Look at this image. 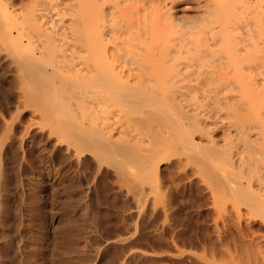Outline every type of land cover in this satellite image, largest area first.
I'll return each instance as SVG.
<instances>
[{
  "label": "bare ground",
  "instance_id": "6f19581e",
  "mask_svg": "<svg viewBox=\"0 0 264 264\" xmlns=\"http://www.w3.org/2000/svg\"><path fill=\"white\" fill-rule=\"evenodd\" d=\"M100 1L102 0H0V95L4 97L5 100H3L7 104L3 101V105L0 106V120L3 122V124L0 123V126L2 124V128L0 127V263H29V257L26 258V255L20 254L24 260L22 257L20 260L17 255L15 256L19 259L11 256L20 250L26 253L29 245L35 246L39 243L38 240H35L37 243L29 244L32 242L31 239L35 237L41 239V244H37L38 248L40 247L39 251L43 245L47 244L45 248L52 254L50 257L53 259V264H72L75 258L72 259V254L76 253L79 247L85 245V242L88 244L87 241L90 240L88 238L90 235L87 234L88 237L86 238L88 239L86 241L84 231V226L87 228L89 224L88 227L91 228L93 222L90 218L93 217V212L90 209L92 212V216H90L89 205L93 204L94 200L98 199L96 197H100L103 193L100 191V194L98 188L101 190L107 188V186L104 187L107 185L105 184L106 174H112L115 176V180L119 181L113 183L115 186L120 183V187L124 188L122 190L126 192L125 194L123 191L126 195L125 198L130 196L133 202L136 201L128 203H130L129 205L136 204L137 210L134 209V205L130 207L133 206L137 219L142 216L144 208L147 207L143 216L146 217L144 213L148 214L146 217L148 221L145 219L151 226L154 220L152 213L154 212L153 203H155L157 156L169 149L172 144L176 145L175 151L178 148L181 152L183 149L191 148L192 153L196 151L195 155L200 154L207 159L208 161L204 159L205 162L199 159L195 160L206 163L210 168L208 171L210 174H208L206 164L202 165L198 162V167L202 165L206 168L204 170L202 167V172L204 175L207 174L205 176L209 181L213 199L227 197L233 203L232 205L236 206L235 208L239 206L238 204H243L248 213H252V211L253 213L261 212L260 217L263 221L258 226L261 228L256 225L258 229L255 227L257 230L253 235L258 236V230L259 233H264V170L260 171L259 165H255L258 156L264 155V126L262 125L254 135L251 134V129L256 128L255 126L242 124L246 114L254 113V110H257V104L264 103V88L263 90L258 88L260 92H251V84H247L251 80L247 82L244 80L246 77L248 80L250 79L248 78V71L246 70L247 72L242 75L241 80L240 75L236 77L238 72L234 71L236 82H238V85L235 86H239V89L242 90L243 95L241 94L242 97L240 95L239 97L243 99L244 96L247 99L248 113L242 116L240 112H235L234 115H237L236 120L239 123L234 120L235 123H232V128L227 127L226 124V128H223V131H226L225 134L240 140V144L237 145V149H234L233 153L230 147L233 148L234 146L229 144L230 141L232 142L231 138L228 140L229 143H225V145L228 144L225 147L215 146L217 142L211 133L213 128L210 131L211 126L203 124V121L206 122L207 120L201 116V114H208V112L210 114L211 110L214 109L213 107L219 106L223 99L224 102L222 103L226 102L222 89L227 88V86L222 89L221 86L223 81L224 83L227 81H225L224 76L229 74L228 68L235 70L237 64L239 65L242 60L244 63V59L250 57L244 48L241 49L242 51L243 49L246 50L244 58L243 55L241 56L243 59L237 58V56L226 57L228 56L226 53L232 49L231 26H221V24L231 16L237 0H213L214 5L212 4L210 8L206 9L207 16L201 17V24L178 26L179 28L176 25L177 21L174 22L178 17L176 18L170 11L173 5L169 6V2L172 0L169 2L162 0L167 2L162 5V8L164 6L163 10L159 6V10H155L154 5L152 8L151 5H146L147 2L142 1L143 3H141L146 7L141 6L144 10L141 15H144L146 10L148 13L150 12L151 16L149 19L147 13L148 15H145L148 17H146L147 20L141 16L145 22L147 21L146 23L143 22V24L145 23L144 26L140 25L139 19L134 22L129 17L128 12L125 11L128 6L140 0H104L99 3ZM111 1H114V5ZM104 2L105 10L104 5H102ZM260 2L264 4L263 0ZM260 2L259 5H261ZM121 3L124 7L121 10L118 9V12L125 17L120 18L121 20L117 19L120 20L117 21L113 11L118 13L116 8ZM242 7L239 8L242 9ZM203 12L205 13V11ZM210 15L218 19L219 31L218 28L212 30L211 18H208L211 17ZM205 16L206 19H204ZM213 18L212 20L215 21L216 18ZM219 18L222 21H219ZM210 29L216 31L214 33L217 34L215 36L218 38L211 36L214 34L210 33L213 41L208 44L204 41L203 33H207ZM191 35H196L194 41L191 40ZM197 46L206 48L205 51L204 49L201 50L203 54L198 51L200 56H197L196 51V55L192 54V58L189 59L188 56L187 59L190 51L198 49L195 48ZM222 49H224V53H222ZM233 50H235V46ZM218 51L226 55L224 56L227 59L224 60V63L222 62L223 65H221V61L225 57L222 58V54L220 55ZM214 55H216L215 57L220 56V59L217 58V63L214 61L216 64L212 62ZM210 65L212 69L205 68V66L210 67ZM215 67L219 70L216 71ZM221 69L224 71L220 72ZM233 74H229V76L234 77ZM249 77L251 76L249 75ZM225 85L227 84L225 83ZM229 85L231 84L228 83V88ZM200 91H204L206 95L214 94V97L211 96L212 99L209 98L210 95L207 96L209 102L214 100L212 103L210 102L214 106L211 107L205 100L206 102L203 104L198 101V105L188 107L187 96L191 95V97L199 100L194 96V93ZM213 91H219L223 97L219 92L214 93ZM217 93L221 96L219 97L221 102L218 101V104L217 100L219 99L216 97L219 95ZM205 94L203 95L205 96ZM205 103L209 106L205 107ZM4 104L9 112L2 109ZM243 104L245 105V103ZM221 105L222 107L219 106V109L225 107L224 104ZM227 106L231 107V105ZM232 107L234 106L232 105ZM198 110L201 111L199 114ZM255 113L251 114L252 117L250 115V117L248 115L246 117L252 119L255 117ZM239 118L242 119V122ZM261 120L264 122V116ZM211 122L213 125L214 120ZM152 131L161 134L166 133L165 137L174 135L175 139L166 143L162 141V143L155 144L150 136ZM194 132L204 135L209 145L201 144V141L194 139ZM234 156L235 158H233ZM233 159L236 163L233 162ZM244 163L246 169H235ZM202 168L200 169L202 170ZM118 189L119 187H117V192L121 191ZM97 191L100 194L98 196H96ZM105 191L107 192V190ZM118 194L116 195L118 196ZM105 195L101 198L106 197ZM127 199L126 201H129ZM98 201L97 203L102 205L105 200L103 202ZM121 201V205L125 203V199ZM125 204L122 205V208L124 206L125 209H128ZM151 204H153L152 208ZM144 205L145 207H143ZM120 207L118 208L120 209ZM97 208L98 206L93 208L96 214L102 206L96 211ZM118 208L116 210L119 212ZM41 209L43 212H40ZM131 213L129 214H134ZM143 216L141 219L144 218ZM36 218L39 223L35 220L37 224L33 222V225H36L37 231L32 229L34 226H31V221ZM103 218L106 219V217ZM93 219L96 220L95 225L97 226V220L101 219ZM144 221L142 222L145 223ZM122 222L124 223V221ZM131 222L135 224L134 221L129 223ZM127 223L124 226L123 224L120 225L124 229L130 228L129 225L131 224L128 223L129 225H127ZM134 224L133 226H135ZM105 225L102 223L101 226L100 224L101 228ZM89 228L85 230L89 232L91 230ZM96 228L99 229L100 227ZM131 228L135 229V227ZM104 230L99 229L100 232ZM134 232L132 233L134 234ZM249 233H252V230ZM99 234L101 235V233ZM107 235L106 237L110 236V234ZM115 235L117 237V234ZM129 235L122 237L120 234L121 237L119 235L117 238L113 237L114 240H112L113 238L107 239L104 237L105 234L103 237L106 238L105 241L108 240L109 245L111 241L114 242L115 240H117V244L119 241L118 247L120 243H123L121 247L125 246L128 250L130 249L131 255L139 248L137 243L140 235L137 239H133L137 236L136 234V236L131 234L132 239ZM93 236H97V233L96 235L93 233L91 238ZM261 236L263 238L264 234ZM139 238L141 239V236ZM93 239L97 241L99 236L91 240ZM104 244L102 240L96 242L95 246L91 247L93 249L91 252L95 255L101 249L99 253L104 254L102 247L106 249L108 243L106 246ZM136 244L138 247L136 250H132L135 252H131V247ZM261 244L247 248V253L244 249L245 256H243L247 258V262L245 261L247 264L251 263V259L248 260L247 255L249 252H252L251 255L254 252L249 251V249L257 248L259 250L258 247ZM5 245H7V249L8 246L14 249L11 250L12 255H4ZM37 245L33 246L34 248L32 247L31 250L29 249L31 253H34L32 249H35ZM247 245L249 246V244ZM263 248H260L261 251L256 249V253L254 252L257 259L259 258L255 255L257 252H261L258 253V256L262 259ZM148 252L147 250V254ZM228 253L229 258L230 255L233 257L234 254ZM29 255L31 257V254ZM254 256H252L253 260ZM236 257L239 256L236 254ZM249 258H251L250 255ZM241 259L239 258V262ZM231 260L233 259L230 258ZM235 260L238 261V258ZM30 261L32 263V260ZM255 261L257 260L255 259ZM245 262L243 263L245 264Z\"/></svg>",
  "mask_w": 264,
  "mask_h": 264
},
{
  "label": "rangeland",
  "instance_id": "374dc122",
  "mask_svg": "<svg viewBox=\"0 0 264 264\" xmlns=\"http://www.w3.org/2000/svg\"><path fill=\"white\" fill-rule=\"evenodd\" d=\"M23 1H25V0H23ZM102 1H104V0H102ZM102 1H100L99 3H102ZM142 1H144V3L147 2L146 5H151L152 8L155 7V10H157L158 6L161 9L162 5H164L165 3H167V2H169L171 0H167V2H165L166 1L165 0L164 1L165 3L162 0H151V2H150V0H140L139 2H136L135 4H131L130 6H128V8H126L127 10H125V11L128 12V14L130 15L129 17H131L134 22H135V20L137 21V19H139L140 22H141L140 25L144 26V24L147 21L145 22L143 19L146 18L147 16H145V15H148L150 12L148 13L145 10L146 13L144 15H141L144 12V10L142 9L141 6H143V8L146 7V5L144 7V5L142 4L143 3ZM171 2H169L170 4L169 3L168 4H169V6L171 4L173 5V8L170 10V11L173 12L172 15H174L176 18L178 17L177 18L178 20L177 19L174 20V22L177 21V24H176L177 27L178 26L179 27H181V26H191V25L193 26L196 23H197L196 25L201 24L200 23L201 17L204 16V15L207 16V14H206L207 10L206 9L210 8L212 6V4L214 3L213 0H211V1L210 0H174V1L172 0ZM259 2H260V0L259 1L258 0H242V1L241 0H237V2H236L237 4L236 3L234 4L236 6L233 7V9H232L231 16H229L227 18V20H225V22L223 21L225 23V25L222 22L221 26L222 25L223 26H231V34H230L231 36L230 37H231V42H232V46H233V47L231 46L232 49H230V50L228 49L230 55H229L228 52H227L228 53L227 54L226 51H225V53L228 56H226L225 54L224 55L227 58L229 56L230 57L231 56H237V58H240L243 55L242 57L244 58V56L246 54L245 51L247 50L248 51L247 53L250 54L249 55L250 57L247 58L248 61H246L247 59L246 60L244 59V63H242L243 62V60H242L240 62L241 64L240 63H239V65L237 64V67H236L235 70H233V69L231 70L230 67L228 68L229 69V74L232 75V73H234L233 74L234 77L231 76V75L229 76V74L226 75L227 77L224 76L225 81L227 80L225 82L227 85H225V83L223 81L224 85L222 83L221 89L226 87V86H227V88L222 89V91L224 90V92L222 94H224L223 96L226 97V99H225L226 102L231 103V104H228L226 102L222 103V102H224L223 98H221V99H223L222 102L220 101L219 97L222 96V94L220 93L221 89H220V92L219 91H213L214 93L219 92V94H221V96H220L217 93L219 95L218 97H216V99H219V100H217V104H218V101H220L221 103L219 104V106L222 107L221 104H224L225 107L219 109L220 107L216 104L217 107H218V108L216 107L217 109L215 107H213L214 109H212V110L209 108L212 111V112H210V114H209L207 108H206V110H207L208 114L207 113L201 114L202 118L205 117V120H207L206 121L207 123L203 121V124L205 123L206 125L208 124V126L210 125L211 126V127L209 126L211 128L210 131L213 128L211 133L213 135V138L217 142L215 144V146L219 147V148L225 147L226 145H228V144L225 145V143L228 142V140H230V138H231L232 142L230 141V143L229 142L228 143L229 144H233L231 146H234L233 148L230 147L231 150H232V153L237 149L236 147H237V145L240 144L239 143L240 140L235 138V137L233 138L231 135L228 136V134H225L226 131H223V130L226 128L225 127L226 125H227V127L232 128L233 127L232 123L233 124L235 122L239 123L236 120L237 115H234L235 112L236 113L240 112V114H242V116H243V114L248 113L247 104H246L247 103V99H245L244 96H243V99L239 97V95L241 96V94H242V92H241L242 90L239 89L240 88L239 86L238 87L235 86L238 83V82H236L235 74L238 72V75H236V77L240 75L239 78L241 80L242 75L245 72L248 71L247 74L249 73L248 74V78H250V79L248 80L247 77H246L244 80H245V82L251 80V82H249V83L247 82V84H251L250 85V87L252 89L251 92H255V91L256 92H260V91H258V88L261 89V90H263V88H264V4H262L260 2L261 5H259ZM111 3L114 5V1H111ZM263 3H264V0H263ZM155 4L157 5V7H156ZM102 5H104L103 7H104V10H105V2ZM152 5H154V7ZM160 5H161V7H160ZM123 7L124 6H123L122 3L118 4V6L116 8L117 12L119 11L118 9L121 10V8L123 9ZM139 7H141V8L139 9ZM239 7H242V9L239 8ZM163 8H164V6H163ZM163 8L161 10H163ZM116 9H115V11H116ZM203 11H205V13ZM113 14L114 15L116 14L115 15L116 20L125 17V16H122V13L120 14L119 12L116 13V12L113 11ZM114 15H113V18H114ZM126 16H128L127 13H126ZM141 16H143L144 18L141 17ZM148 16H149V19H150V17H151L150 14ZM206 16H205L204 19H206ZM218 16H219V14H218ZM152 17H153V15H152ZM147 18L145 20H147ZM171 18L174 19L173 16H171ZM208 18L209 19L211 18V24L208 21L207 22L211 25V27H213L212 30L215 29V28H218V26H220V24H218L219 22H217L218 19L215 16H214V18H216V19L213 18V15L211 17H208ZM212 18L215 21H213ZM120 20H117V21H120ZM220 20L221 19L219 18V21ZM151 21L152 20H150V22ZM143 22H145V23L143 24ZM150 22H148V23H150ZM209 24H208V26H210ZM235 26L238 27V28H236ZM210 31H211V29L207 33H205V34L203 33V38H205L204 41H205V43H208V44L212 43V41H213L212 38L215 35H217L216 33H214V32H216L215 30L211 31V32ZM218 31H219V28H218ZM210 33L214 34V35H211V36H213L212 38L210 36ZM195 37H196V35H191V40L194 41ZM215 37L218 38V36H215ZM206 38H208V39H206ZM245 42H247V43L245 44ZM204 46L201 47L202 49L199 46L195 47V48H198V49L200 48V50H198V49L195 50V51L193 50L194 52L190 51V54L187 53L188 55H187L186 58L188 59V56H189V59H190L192 54L196 55V51H197V56H200L198 51L203 54V51H201V50L204 49V51H205L206 48H204ZM234 46H235V50H233ZM239 46H240V48H239ZM217 48H218V46H217ZM242 48H244L246 50L243 49V51H242L241 50ZM222 51H223L222 53H224V49H222ZM222 53L219 52L220 55ZM216 55H214V57L212 58L213 59V61H212L213 63H214V61L217 63V58L220 59L219 58L220 56L218 55L219 57H215ZM224 55L222 54L221 57L222 58L225 57ZM185 56H186V54H185ZM226 57L223 59V61L220 60L221 63L222 62L224 63L226 61L225 60V59H227ZM249 60H250V62H249ZM216 63H214V64H216ZM223 63L221 65H223ZM244 64H245V67H244ZM211 65H210V67H211ZM250 65H251V67H250ZM210 67L205 66V68H207L208 70L212 69V67L211 68ZM243 67H244V69H243ZM215 70L218 71L219 68L217 70V68L215 67ZM222 71H224V69L223 70L221 69L220 72H222ZM230 71H232V72H230ZM252 74H253V77H252ZM249 75L251 77H249ZM231 77H233L234 80L231 79ZM240 80H238V81H240ZM261 80H262V82H261ZM228 83L232 85V87H231V85H229V88H232V89L228 88ZM262 83H263V86H262ZM253 84H255V85H253ZM256 84H258V85H256ZM233 86H234V88H236L238 90H236V89L234 90ZM200 92L194 93L195 94L194 96L197 97V99H199V100H196L195 98L191 97V95L187 96V103L189 104L188 107L195 106V104L198 105L199 102H201L203 104V102H206V101H208L206 103L207 104L209 103V105L211 107L214 106V105H211V103L214 100L212 102L210 101L211 103L209 102V98L212 99L211 96L214 97V94L210 95L209 91H207L209 93V94L208 93L207 94L210 95V97L208 98L207 97L208 95H206L204 93V91L201 92L202 94ZM203 94H205V96ZM217 94H215V95L217 96ZM1 97H2V95H0V106L3 105L4 102L6 104V101H4L5 100L4 97H2V98ZM232 97H233V99H232ZM195 101H197V102H195ZM206 103H205V107L207 106ZM237 103L238 104H242V105H238ZM243 103H245V105ZM225 104L231 105V107H228ZM6 105L2 106L3 107L2 109L3 110L5 109L4 110L5 112H7V110L9 112V109L8 108L6 109V107H7ZM232 105L234 107H232ZM257 105H258L257 106V110L256 109L254 110V113L256 111L255 117L253 116L254 118H252V119L249 118L251 116V114H254V113L251 112L249 114H246V116L247 115L248 116L250 115V116L248 118L245 116L246 118L244 117L243 119H245V120L242 122V119L240 120V118L242 116L239 114L241 116L239 118V120L242 122V124L253 125V126L256 127V128L251 129V134H254L256 131H258V129L260 127H262V125L264 126V122H261V121H263V120H261V118H262V116H264V103H262L260 105L257 104ZM243 106H245V107H243ZM205 107H204V109H205ZM202 109H199V110L203 111ZM246 110H247V112H246ZM201 111H199L198 114ZM7 116L9 117L8 114H7ZM201 116H200V118H201ZM208 120L210 122H211V120H214L213 125H214L215 122H216V124L213 126L212 122L210 124V122ZM219 120H220V122H219ZM234 120H236V121L233 122ZM0 123L3 124L2 121ZM2 124H1V126H2ZM1 128H0V131H1ZM150 136L152 137L153 142L155 144H158L159 142L162 143V141L164 143H166V142H169V141H173L175 139L174 135H169L168 137H165L166 133L161 134V133H158V132H155V131H152V135H150ZM193 137H194V139H196L198 141H201V144L209 145V142L207 144V142H206L207 140L205 139L204 135L200 134L199 132H194L193 133ZM252 137H254V136H252ZM175 147H176V145L172 144L169 147V149L165 150L163 153H161V154H159L157 156V165L155 167V169H156V173H155V176H156L155 177V187H156V189L155 190L156 191H155V196H154L155 199L153 198L155 200V203L152 202L154 205L153 204L150 205L151 208H152V205L154 206L153 207L154 212L152 213V215L154 214L152 216V218H154V220L152 219L153 223H152V225L150 224L152 227L149 226V224L146 222V219H147L146 217L148 215V214H145L146 213L145 211H146V208H147V207H145L146 204L143 206V207H145L143 212H145L144 215H146V217L143 216V212L141 214L144 217L143 219L145 221L143 219H141L142 216L137 219V217H135L136 216V212L134 213V211H135L134 209L136 208L135 207L136 204L135 205L131 204V205H134V209L132 208L133 206L130 207L131 205H129L130 203L133 202V199H131L130 196H129L130 197V199H129V197L127 196L126 198H128L127 200H129V201H126V198H125L126 192H125V190H122L124 188L120 187V185H119L120 183L116 184V186L114 184L115 182L117 183L119 181L117 179L115 180V176H113L112 174H106V175H108V176L105 175V179L107 178L106 179L107 181L105 180V184H107V185H105L104 187L107 186V188H105V190H107V192L103 188H102V190H101V188H98L99 192L101 191V192L104 193V191H105V193L101 194V192H100L101 196L100 197H96L98 199L94 200L96 202V204H95L94 201H92V202H94L93 204L91 203V205H93V207H91V205H89V213H90L89 215L90 216L93 215V217H90V218L93 220L94 225H93V222H92L91 223L92 226H90L91 228L88 227L89 224L87 225V228L84 226V231H85V234H86V236H85L86 241H87L88 238L90 240H89V242L87 241L88 244H86V242H85V245H82L81 247L78 246L79 250L77 249L76 253L72 254V256H71L72 259H73V257H75L74 261H73V263L75 262L74 264H78V263H80V264H85V263L86 264H244L243 262H245V261L247 262V260H246L247 258H244L245 251L247 253L246 249L249 248V247L255 246V244L257 246L258 244H261V242L262 243L264 242V237L262 238V236H261L264 233H259V230H258V232H257L258 236L257 235H253V234H255L254 232H256V230L258 228H261V227H258V226H260L261 221H263L261 219V217H260V215H262V213L261 212L260 213H255V212L253 213V211H252V213L251 212L248 213V210L246 211L247 208L243 204H238L239 208L238 207L235 208L236 206L234 207L232 205L233 203L230 200H228L227 197L226 198H220V199L219 198L218 199H213L214 197H212V192H211V189H210V186H209V181L206 178L207 176H205L207 174L204 175V173L202 172L203 168L205 170L208 167V165L206 163H202V161H197L196 162V160H198V159L199 160H203L204 162H205V160L206 161H208V160L203 158L200 154L195 155L196 151L194 152L195 154L192 153V149L191 148L187 149V150L183 149V151L181 152V150L179 148H178V150L175 151ZM240 147H241V145H240ZM194 150H196V149H194ZM186 152L187 153L190 152L191 154L190 153L187 154ZM194 155H195V157H194ZM233 158H235V156ZM198 162L201 163L202 165L206 164V166H205L206 168L204 166H202V165H200L201 167H198L199 166ZM233 162H235L234 159H233ZM257 164L260 167L259 168L260 171L264 170V155H262V156L259 155L258 156L257 160H255V165L258 166ZM234 165H233V167H234ZM200 168H202V170ZM244 168L245 169L247 168L245 163L241 167H239V168L236 167L235 169L236 170H239V169L240 170H244ZM208 171H210L209 167H208L207 173H208ZM208 174H210V173H208ZM112 177H114V178H112ZM109 178H110V180H108ZM113 179H114V181H112ZM111 181H112V183H111ZM107 182H109V183H107ZM144 186L147 189L146 185H144ZM117 187H119L118 190H121V191L117 192ZM98 191H97V195L96 196H98V194H99ZM123 191L125 192V194H124ZM106 193H107V195H105ZM116 194H118L119 197ZM104 195L106 197L107 196L108 197L107 198L106 197L101 198ZM121 196L122 197L124 196V197L122 198ZM116 197L119 198L120 200L119 199L117 200ZM124 199H125V203L126 204L124 202L123 203L127 206L128 209L132 208L133 211H132V209L131 210L125 209L126 207H124V206H123L124 209L122 208V205H124V204L121 205V203H122L121 200L124 201ZM153 199H152V201H153ZM98 200H100V201H98ZM116 200H117V202H116ZM97 201L98 202H103L104 201L105 203L103 202L102 205H100L101 203L99 204V203H97ZM120 201H121V203H120ZM214 201H215V203H214ZM128 202H130V203H128ZM134 202H136V201L134 200ZM116 203L119 206H121L120 209L118 208L119 206ZM103 204H104V206H103ZM235 205H237V204H235ZM96 206H98V208L95 209L96 211L99 210L100 207L102 206L101 210H99L100 213L97 212V214H96V212L94 211L93 208H95ZM105 207H106V213H105ZM117 208H118V210H120L119 212L116 210ZM90 209H91V211L93 213L90 211ZM103 209H104V211H103ZM153 209H151V210H153ZM121 210H122V212H121ZM127 210L130 211V212H128ZM136 210H137V208H136ZM41 211H42V209L40 210V212ZM123 212H125V213H123ZM131 212H133L134 214L131 215L132 214ZM91 213H92V215H91ZM118 213H120V214L118 215ZM126 213H128V214L126 215ZM129 213H131V214H129ZM94 214H96V215H94ZM101 215H102V217H101ZM103 215H105V216H103ZM97 217H100V218H97ZM103 217H106V219L103 218ZM123 217H125V218H123ZM93 218L101 219V220H97V222H96L97 226L95 225V221L96 220H94ZM118 218H119V221H118ZM121 218H122V220H121ZM35 220H37V218L33 219V221H31L32 222L31 226H34V227H32V229L37 231L36 225H33V222H35ZM138 220H140L141 222H139ZM38 221L39 220H37V223H39ZM120 221L121 222L124 221V223L123 222L121 223ZM128 221L129 222L130 221H134L135 224L133 222L129 223ZM142 221H144L146 224L143 223ZM147 221H148V219H147ZM125 222L126 223L128 222L129 224H131V225H129L127 223V225H129L130 228L126 227V225H125L126 228L124 229L121 226L122 224L124 226V224H126ZM137 222H139L138 223L139 226H138ZM37 223L35 222L34 224H37ZM102 223H103V225L106 224L105 226H103L105 228L102 227L103 229L101 228ZM100 224H101V226H100ZM133 224L135 226H133ZM141 224H144V225L141 226ZM256 225H257L258 228L256 227ZM95 226L96 227L99 226L100 230H104V229L105 230L100 232L99 229H97ZM140 226H141V229H140ZM92 227L96 228V229L93 230ZM131 227H135V229L136 228L137 229L133 230V228H131ZM252 227H253V229H252ZM255 227L257 229H255ZM88 228H89V230L90 229L93 230V231H91V230L89 231L90 234H89V232L87 230H85V229H88ZM108 228H109L110 231L108 230ZM144 228H145V230H144ZM262 229H261V232L264 231V229H263V231H262ZM251 230H252V233H249V232H251ZM105 231L106 232L108 231V232L106 233ZM120 231H125V232L119 233ZM128 231H132V232H134V231L141 232L142 231L141 233L142 234L144 233L143 236L144 235L145 236L143 237L141 233H140L141 235L139 233L137 234L136 232H134V234H133L132 232H128ZM145 232H146V234H145ZM93 233H94V235H96V233H97V236H99V239L106 237V235L109 233L110 236H108L109 235L108 234L107 235L108 237H106V238L110 239V240L113 237L117 238L118 235L120 236V234H121L122 237H125L124 235L128 236L129 233H130L129 237H131V239H132V235H135V234L137 235V236L135 235L136 237H133V239H135V238L137 239V237L140 235L141 239L139 238L140 237L139 236L138 237V243H137L138 246H139V248H137V251H140V252L136 251L137 252L136 253L135 251H132V250H136V247H138L137 244H136V245H134L135 247L133 246L134 248L131 247V252H135L136 254L135 253H131V255H130V249L128 250L125 246H122V247L123 248L125 247L126 249L125 248L123 249L121 247V245H123V243L122 244L120 243V246L118 247L119 241H118V244H117V242H116L117 240H115L114 242H116V243L111 241L110 242L111 246H110L108 240L105 241L106 238H104V239H101L103 244H104V241L106 242L104 244L105 246L108 243V245L106 246V249H104V247H102V253H104V254H100L99 253V252H101L100 251L101 249H100L99 252L94 255L93 252H91L93 250V249H91V247L93 248L95 246V243L96 242H101V240L98 239L96 241V239H97L96 238V239H93L94 240V242H93V240H91V239L97 237V236H93L91 238V235ZM99 233H101L102 236ZM87 234L90 235V237H88ZM104 234H105V236L103 237ZM115 234H117V237H115L116 236ZM86 237H88V238H86ZM252 237H253V239H252ZM114 238L112 240H114ZM131 239H129V240H131ZM35 240L36 241L38 240L37 242H39V243L41 242V239L33 237L31 239L32 242L30 241L31 243H29V244L32 245L33 242H34V244L37 243V242H35ZM255 241H257V242L255 243ZM258 241H259V243H258ZM142 242H144V243L142 244ZM39 243H37V244L40 245L41 243L40 244ZM78 243H79V240H78ZM91 243H93V244H91ZM139 243H140V245H143V246L141 247L139 245ZM252 243H254V245H251ZM247 244H249V246ZM38 245H37L36 248H38ZM261 245H259L260 247H258L260 251H261L260 248L264 247V244H261ZM6 246L7 245H5V247ZM33 246L34 245H32V246L29 245L28 248H27V252L26 253H24V251L20 250L24 254L21 253L20 251H16L17 254H16V252H14L13 255H12L13 252L11 250H14V249L10 248L8 246V249H7V247H6V249H4V251H5L4 255L5 254L7 256L8 255H12L11 256L12 258L15 257V258H18V259L20 257V260H21V257L23 258V256L26 255V258L29 257L28 258V262L29 263H31L30 260H32L31 264H51V263L53 264V261H52L53 259L50 257V255L52 256V254L50 252H48L46 250V248H45L47 246V244L43 245L44 247L42 246L41 251H39V249H40V247H39L37 251H36V248L32 249V252L34 251V253H31L30 250H31V248ZM83 246H85V247H83ZM89 247H90V250H89ZM226 248H227L228 251L226 250ZM140 249L143 250V251H141ZM244 249H245V251H244ZM256 249H249V251L252 250V251L255 252V251L258 250V249L257 250ZM147 250L150 253L148 252V254H147ZM240 250H243V251H240ZM87 251H89V252H87ZM18 252H19V254H18ZM85 252H86V254H85ZM125 252H128V254H125ZM228 252L234 254V255H232L234 258L231 257V255H230L231 259L235 260L236 258H238V261L237 260H235V261L231 260L230 261V258L228 257L229 256ZM242 252H244V253H242ZM254 252H253L252 255L250 254L252 252H249L248 255L246 254L247 257H248V260L251 259L250 260V262H251L250 264H256V263L264 264V248L262 249V254H263L262 255V259H261L260 256H258V253L260 254L261 252H257V254H255V255H257V257H259L258 259L254 256ZM27 253L31 254L32 258ZM239 253H240L241 257H243L242 258L243 260L241 259ZM20 254H22L23 256H20ZM33 254H35L36 256L33 255ZM78 254H80V255H78ZM236 254L239 257H236ZM15 255H17L19 257H16ZM88 255H90V256H88ZM93 255L94 256L97 255L96 256L97 258L94 257ZM249 255L251 256V258H249ZM5 256H4V259H5ZM79 256H80V258H79ZM87 256H88V258H91V259H88ZM252 256L255 257V258L253 257L254 260L252 259ZM81 257H83L82 258L83 260L81 259ZM46 258H47V260H46ZM85 258H87V259H85ZM239 258L242 260V261L240 260L241 263L239 262ZM225 259H228L230 262L228 260L225 261ZM255 259L257 261H255ZM23 260H24V258H23ZM252 260L254 261V263H253ZM35 261H37V262H35ZM237 262H239V263H237ZM246 262H245V264H247ZM29 263H27V264H29ZM248 263H249V261H248Z\"/></svg>",
  "mask_w": 264,
  "mask_h": 264
}]
</instances>
